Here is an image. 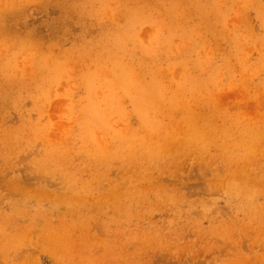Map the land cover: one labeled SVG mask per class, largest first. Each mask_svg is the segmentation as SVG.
Returning a JSON list of instances; mask_svg holds the SVG:
<instances>
[{
	"label": "bare ground",
	"instance_id": "6f19581e",
	"mask_svg": "<svg viewBox=\"0 0 264 264\" xmlns=\"http://www.w3.org/2000/svg\"><path fill=\"white\" fill-rule=\"evenodd\" d=\"M35 1L39 0H12V4L6 10L17 12L18 18L24 15L29 2L31 4ZM48 1L56 0H40L39 5L46 8L44 4ZM61 1L58 6L65 10L62 23L76 13L81 11L85 13V9L94 10L105 5L104 2L93 6L94 0ZM184 1H191L190 6L194 8H190L199 12L202 20L208 22L210 26L216 24L213 20L215 14L213 10L228 9L221 3H217L214 8H207L206 4L203 7L198 0H158V3L166 4L162 9L172 20L173 8ZM108 8L110 5L102 10ZM256 10L258 14H264L262 11L264 5H259ZM105 16L106 13L103 17ZM77 20L84 23L80 18ZM5 22L9 23L7 20ZM261 29L264 31V28ZM8 30L6 36H9L12 45L17 43L19 46L17 51L8 50L6 56L7 63L12 64L11 79L18 78L15 73L22 77L26 76L24 70L26 66H29L33 72L50 70V82L55 81L56 77L70 79L73 76L72 70L75 72L78 68L82 69L85 64V61L79 58H68L70 51L54 48L57 46L56 43L50 45L47 53H39L41 45L34 42L36 38L34 31L29 30L23 34L19 30ZM188 30L189 27L185 29ZM26 38L31 42L25 43ZM235 43L233 42L231 46L236 49L237 43ZM4 46L6 47V44ZM31 49L35 50L34 55L40 56L39 59L27 58L26 54ZM85 49L90 55L94 54L92 45H86ZM191 49L192 52L198 53L196 44H193ZM260 54L264 55V52ZM225 55L232 57L230 51H226ZM101 64L106 65L99 61L98 65ZM194 64L200 65L198 61ZM131 68L132 65L122 60L114 61L112 72L119 75H112L113 83L117 84L121 96H124L122 87L124 76ZM248 68L250 65L246 61L242 71ZM197 69L199 68L196 67L195 70ZM148 71L151 73V87L139 86L144 101L141 107L152 105L160 110L159 113L164 114L167 120L154 123V127L151 126L152 130L143 135L142 139L137 138L136 132L139 130H133L131 127L126 133H121V137H113L112 140L107 133L103 144L96 137L92 138L96 127L104 129L107 127V123L103 120L106 117L94 105L82 112V117L88 120L83 123V133H77L83 143L84 138L86 139L80 150L76 149L75 143L71 142L72 138L68 134L70 127L67 124L71 120L72 113L65 117V109L60 110L56 101L49 102V109L39 113V120L46 118V123L31 124L30 121H25L26 118L20 111L16 112L21 121L16 130L10 126L5 128V120L0 123V153L3 160L0 166V193L1 189L7 190L9 196L4 200L11 203V206L7 204L1 206L0 216L6 214L3 212L8 207L13 211V215L7 220L0 217V255L4 257L5 264H22L23 260L26 263L25 258L28 257L30 250L23 249L28 246L25 240H29V236H32L31 246L52 257L53 264H85L86 262L102 264V261H105V264H153L155 251L168 253L169 258L164 259L172 260L171 264H186L177 260L186 256L195 257L203 253H211L214 250L222 252L225 250L226 253V255L218 253V258L215 260L217 264H264V252L258 250L264 248V204L257 203L258 197L264 198V123L259 121L263 119L260 110L264 95L257 90L252 92L247 84L243 86L235 84L238 83L237 75L229 74L224 79L213 81V87H219L217 98L222 103L235 105L242 111L236 113V116H246L252 121L242 125L240 118L237 122L232 118L233 116H222L218 124V117L221 114L196 112V107L198 109L200 106L209 105L213 109L218 107V104L189 98L192 87L198 85L197 79L181 87L175 82L174 71L171 80L175 90H169L170 108L162 111L158 105L160 86L157 82L160 72L155 68H149ZM103 72L98 73L97 78H102ZM142 78L145 82L149 81L146 76ZM224 81L226 85L222 86ZM6 82L10 81L7 79ZM12 84L14 82L10 85ZM262 85L260 83L256 89H260ZM115 94L112 93L111 97L104 99L106 105L114 103ZM1 97H8L6 103L1 102L4 100ZM94 101L100 103L99 94ZM13 102H16L14 94L10 97L6 93L0 94V106L3 108H8ZM162 102L165 103L167 100ZM138 105L136 103V108L134 107L136 112L139 109ZM202 108L204 107H200ZM149 117L150 114L145 113L141 118H137V122L142 124ZM55 118L59 120L54 121ZM162 127L166 129L160 130ZM76 131L81 130L76 129ZM95 140L96 144L91 143ZM39 142L42 143L40 149L43 152H39V158L32 161L39 170L8 177L10 154L24 143ZM33 151V148L29 150V152ZM195 164L198 173L204 178V189L210 192L227 190L233 196L239 197L236 212H243L242 215L230 216L227 212L218 211L217 207H213V203L206 200L198 203L186 201L188 195L177 187L178 183L173 181L178 179L181 185H186L191 179L190 176L185 178L184 171L188 166L193 167ZM54 185L56 188L52 189ZM17 192L22 193L20 195L22 199L19 202H12ZM31 200L35 203L30 202ZM41 201L52 205L48 207L47 204L41 207L36 205ZM176 205H185L183 210L192 209L197 205L209 207L217 211L220 218L212 220L213 224L208 231L202 228L203 221L191 219L189 215L178 218L175 214L169 230H165V225L155 226L146 222L149 216L158 210L167 209L173 214L172 208ZM55 206L65 211L59 212V208ZM77 211L84 214L76 216ZM88 213L97 215H87ZM18 217L22 218L17 221ZM22 219L28 221L22 224L20 223ZM74 229L80 231L84 237H90L91 232L99 231L104 237L114 239L117 243L108 245L104 256L96 255L93 247L81 251V245L86 244L87 241L70 243L69 238L63 236ZM249 231L252 232L249 234ZM190 232L200 234L198 238L204 235L205 238L215 240L221 238L225 244L221 247L209 241L197 247L196 242L189 243ZM243 239L245 244L244 241L242 242ZM92 240L97 246L105 245L100 238ZM244 245L247 251L242 250ZM119 250L122 255L118 254ZM33 263L36 264L34 261Z\"/></svg>",
	"mask_w": 264,
	"mask_h": 264
},
{
	"label": "rangeland",
	"instance_id": "374dc122",
	"mask_svg": "<svg viewBox=\"0 0 264 264\" xmlns=\"http://www.w3.org/2000/svg\"><path fill=\"white\" fill-rule=\"evenodd\" d=\"M198 1L203 7L206 4L207 8H214L217 3H221L226 5L228 9L226 11H222L219 8H216L215 11L213 10L215 13L213 20L216 24L210 26L208 22L202 20V15L199 12H195L190 8H194V6H190L191 1H184L173 8L174 18L171 20L162 9L166 4L163 2L159 5L158 0H94L93 6L104 2L105 5L94 10L85 9V13L83 11L76 13L65 23H62L65 10L63 7L60 8L58 6V4L62 3L61 0L48 1L46 4L43 2L46 8H42L39 5L40 0L31 4L29 2L24 15L18 18L17 12L6 10L12 4V0H0V94L6 93L9 97L14 94L16 99V102L10 104L8 108L0 106V123L5 120V128L10 126L13 127V130H16L21 124L20 117L16 114L17 111H20L26 118L25 121H30L31 124L46 123V118L39 120V113L49 109V102L56 101L60 110L65 109V117L72 113L71 120L67 124L70 127L68 134L72 138L71 142L75 143L76 149L80 150L86 143V139L84 138L85 142L83 143L82 138L77 133L82 132L83 123L88 120V118L82 117V112L94 105L106 117L103 120L107 123V127L105 129L96 127L92 133V138L96 137L103 144L106 141L107 133L112 140L113 137H121V133H126V130L131 127L133 130H139L135 132L137 133V138L142 139L143 135L148 134L152 130L151 126L154 123L158 124L167 120V117L164 114H160V110L154 106L141 107L144 101L141 98L139 86L151 87L149 68H155L160 72V78L157 82L160 86L158 105L162 108V111L170 108L169 90H175L171 80L172 71H174L175 82L181 87L197 79L198 85L191 86L193 89L190 90L189 98L204 102L212 101L218 104V107H213V109L209 105L200 106L204 107L202 109L200 107L197 109L196 107V112H209L210 114L217 112L221 114L218 117V124L222 116H233L232 118H235L237 122L238 118H240L242 125L252 122L246 116H236V113L242 111L238 110L235 105L222 103L217 98L219 87H213L212 83L217 79L226 78L229 74L237 75L238 83L235 84H242V86L247 84L248 88L252 89V92L257 90L264 95V55L260 54L264 52V31L261 29L264 28V14H258L256 10L259 5H264V0ZM85 2H90V0ZM108 5H110V8L102 10ZM202 11L206 12L205 10ZM262 11L264 12V10ZM105 13L106 16L103 17ZM78 18L84 20V23H80L77 20ZM5 20L9 21V23H6ZM59 21L61 23H57ZM174 21L176 24H171ZM187 27L190 30L185 31ZM8 29L19 30L23 34L29 30L34 31L36 33L34 42L41 45V51H39L41 54L47 53L50 45L56 43L58 46L59 43L60 46H55L54 48L70 51L67 55L68 58H79L81 61H85V64L82 69L78 68L75 72L72 70L73 76L70 79L56 77L55 81L52 80L50 82V70H47V72H33L29 66L24 68L26 76L22 77L15 73L18 78L11 79L12 64L7 63L6 56L8 50L17 51L19 46L17 43L12 45L9 36H6ZM103 29H105L104 32H102ZM28 41L30 40L26 38L25 43H28ZM233 42L237 43H235L237 45L236 49L231 46ZM5 44L6 47L4 46ZM88 44L94 48V54L92 55L85 49ZM193 44L197 45V54L192 52ZM95 50L97 51L95 52ZM236 50H238L237 54ZM226 51H230L232 57L226 56ZM34 53L35 50H29L26 54L27 58L35 57L39 59L40 56L38 54L34 55ZM50 55L53 56V54ZM228 58L231 60H224ZM116 60H122L126 64L133 66L124 76V84H122L124 96L120 95L117 84L115 83L114 85L113 83L114 78L112 75H119V73L112 72L114 61ZM99 61L106 63V65H98ZM195 61H198L200 65L197 64L196 66L194 64ZM246 61H248L250 68L242 71ZM72 64L74 65V63ZM196 67L199 69L195 70ZM102 71H104L102 73L103 77L97 78V74ZM142 76H146L149 81L145 82ZM7 79L10 81L9 83L6 82ZM12 82L14 84L11 86ZM223 83L222 86L226 85V81ZM260 83L263 84L262 87L256 89ZM112 93H116L114 103L106 105L104 99L111 97ZM97 94L101 97L100 103L94 101ZM1 98L4 99L1 101L3 103L8 100V97ZM147 99L150 102L149 96ZM163 100H167V102L163 103ZM136 103L139 104L137 112L134 109V107L136 108ZM171 111L169 110V112ZM145 113L150 114L149 119L142 124L137 122V118H141ZM260 115L263 119L259 121L264 123V102L261 105ZM56 120L59 119L55 118L54 121ZM76 129L81 131H76ZM165 129L164 127L160 128V130ZM91 143L96 144V140L91 141ZM41 146L42 143L40 142L38 144L24 143L18 150L11 153L10 168L7 176L14 177L18 174L24 175L39 170L33 165L32 161L39 158V152H43L40 149ZM32 148L34 151L29 152ZM1 156L0 153V166L3 164ZM184 172L185 178L190 176L191 179L186 182V185H181L178 179L173 182L178 183L177 187L188 195L186 201L198 203L206 200L213 203V207H217L218 211L227 212L230 216L237 217V215L243 214V212H236V206L240 200L239 197L233 196L227 190L210 192L204 189V178L198 173L196 164L193 167L188 166ZM29 187L33 188V186ZM55 188V185L52 186V189ZM21 194L17 192L12 202H19L22 199ZM8 196L7 190L1 189L0 212L1 206L6 204L11 206V203L4 200ZM257 199L258 204H264L263 197H258ZM30 202L35 203L34 200ZM44 204H47V202L36 203L40 207ZM51 205L52 203H48L47 207ZM55 207L59 208V206ZM183 207L185 205L174 206L172 208L174 209V215L169 213L167 209L158 210L149 216V220L146 222L155 226L165 225V230H169L173 224L172 219L175 218V214L178 215V218L182 215H189L191 219L203 221L202 228L208 231L213 224L212 220L220 218L217 215L218 212L213 211L209 207L197 205L192 209L188 208L186 210H183ZM63 211L65 210L59 208V212L63 213ZM3 213L6 214L0 217L5 220L13 215L10 207L5 209ZM83 214L79 211L76 212V216ZM92 214L97 215L96 213H88L87 215ZM20 218L22 217H18L17 221ZM27 221L28 219H22L20 223L24 224ZM251 232L249 231V234ZM63 236L68 237L70 243L81 240L87 241L86 244L81 245L82 249L80 250L86 251L93 247L94 253L100 256H104V253L107 252L106 247L108 245H114L116 242L114 239L111 240L104 237V234L99 231L91 232L89 234L90 237H84L80 231L74 229ZM199 236L200 234L190 232L191 239L189 243L196 242L197 247L209 241L215 243L216 246L221 245V247L225 244L221 238L215 240L213 238H205L206 235L201 238H198ZM90 238H100L105 245L97 246ZM31 239L32 236H29V240H25L28 246L23 249L24 251L30 250L28 251V257L25 258L26 263L31 264L34 261L36 264H53L52 257L31 246ZM243 243L245 244V241ZM242 250L247 251L245 245ZM258 250L259 252H264V248ZM221 252L214 250L211 253H203L195 257L186 256L177 261L185 262L186 264H217L215 260L219 254H224L225 250ZM118 254L122 255V252L119 250ZM154 254L153 264L173 263L172 260L164 259L169 258L168 253L155 251ZM21 263L26 264L24 260ZM0 264H5V259L1 255ZM85 264H89V262ZM102 264H105V261H102Z\"/></svg>",
	"mask_w": 264,
	"mask_h": 264
}]
</instances>
